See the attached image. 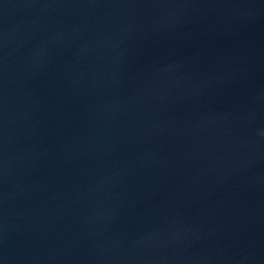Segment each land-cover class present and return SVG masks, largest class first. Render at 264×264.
<instances>
[{"label":"water","instance_id":"obj_1","mask_svg":"<svg viewBox=\"0 0 264 264\" xmlns=\"http://www.w3.org/2000/svg\"><path fill=\"white\" fill-rule=\"evenodd\" d=\"M0 264H264V0H0Z\"/></svg>","mask_w":264,"mask_h":264}]
</instances>
